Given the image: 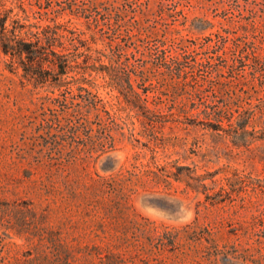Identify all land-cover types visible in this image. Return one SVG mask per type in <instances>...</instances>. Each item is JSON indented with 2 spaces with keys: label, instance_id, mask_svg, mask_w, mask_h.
I'll return each instance as SVG.
<instances>
[{
  "label": "rangeland",
  "instance_id": "1",
  "mask_svg": "<svg viewBox=\"0 0 264 264\" xmlns=\"http://www.w3.org/2000/svg\"><path fill=\"white\" fill-rule=\"evenodd\" d=\"M74 1L73 10L70 0L53 4L67 7L64 17L85 28L90 47L120 36L126 50L135 51L131 60L136 70L147 71L178 101L223 90L217 81L228 79L238 90H248L244 94L255 107L259 103L260 81L251 67L229 64L243 39L234 40V35L254 34L258 43L264 42V0H178L177 12L168 0ZM84 1L96 2L102 14L106 6H117L125 14V27L136 34L129 39L125 29L115 33L103 15L98 28L94 20L87 24L77 8ZM94 6L90 11L96 13ZM220 34L231 37L226 52ZM165 35L175 49L189 46L196 48L197 57H211L215 68L201 72L213 81L198 71L179 76L159 67L148 44ZM67 85L79 92L72 78ZM200 85L205 90L196 92ZM32 88L4 67L0 54V264H256L250 255L259 250L264 261V238L251 224L253 214L264 208L262 162L230 159L228 139L201 125L175 123L168 116L166 125L155 127L160 138L149 143L148 118L123 114L115 125V116L98 114L66 89L67 100L46 86ZM180 118L192 122L201 116ZM100 135L103 143L97 141ZM179 165L197 173L217 169L216 182L206 179L211 191L238 166L246 174L244 189L232 202L206 207L201 203L204 193L165 176ZM250 175L263 178L256 190Z\"/></svg>",
  "mask_w": 264,
  "mask_h": 264
},
{
  "label": "trees",
  "instance_id": "2",
  "mask_svg": "<svg viewBox=\"0 0 264 264\" xmlns=\"http://www.w3.org/2000/svg\"><path fill=\"white\" fill-rule=\"evenodd\" d=\"M76 3L70 0L71 10ZM167 3L174 6L175 12L179 11L178 0H168ZM90 5H95L96 13L90 11ZM66 8L56 7L53 0H0V54L4 56V67L18 75L24 86L32 85V90L46 86L57 93V97L64 95L67 100V95L63 93L66 89L75 94L74 98L79 95L87 101L98 114L106 112L115 116V125L121 124L116 117L123 114L148 118L149 125L144 121L142 123L152 128L149 143H156L160 138L155 127L166 125L168 116L173 117L175 123L201 125L228 139L230 159L240 158L243 162L257 160L262 162L264 169V42L258 43L254 34L234 35V40L241 37L243 39L236 43L229 64L231 68L249 65L253 78L260 81V87L256 88L259 99L256 107L248 100L250 97L244 94L248 90L243 87L238 90L229 84L228 79L217 81L222 84L223 90L213 88L212 94L202 95L199 100L191 97L189 101H178L175 94L159 87L147 71L136 70L135 62L131 60L132 55L135 57V51L126 50L125 44L118 39L120 36L107 41L102 47H90V38L84 36L85 28L72 24V17H64L65 12L62 10ZM77 8L85 13L83 15L88 18L87 24L94 20L98 28L99 15H103L104 23L115 33L125 29L129 39L136 34L134 28L125 27V14L117 6L114 9L106 6L105 14L98 9L96 2L84 1L83 4L78 3ZM161 9L163 14L166 13L165 4L161 5ZM97 31L93 29L91 36L96 37ZM219 37L224 42L221 49L226 52V42L231 37L223 34ZM168 38L165 35L157 38L158 42L148 44L149 55L158 61L159 67L178 73L179 76L188 71H198L199 74L202 73V78L213 81L210 74L201 72L206 70L210 73L215 68L211 57H197L193 54L196 48L189 46H184L181 51L175 49L168 43ZM214 52L217 53V50ZM83 62H86L85 67ZM70 78L74 80L78 93L67 85ZM102 89L106 90L107 95H102ZM204 90L202 85L195 89L196 92ZM77 104L81 105V102ZM190 114L201 118L192 122L180 118L181 115L188 117ZM130 123L135 126L134 121ZM104 125L105 128L110 127V124ZM78 126L79 121L75 128ZM108 137L110 146H113L114 136L110 134ZM104 138L100 135L97 141L103 143ZM136 139L141 141L138 137ZM106 148H102L103 152L107 151ZM184 169L188 171L184 172ZM231 172L232 175L225 176V183L212 191L214 187L206 179L216 182L217 169L197 173L195 168L179 165L175 170H166L164 174L185 182L187 188L204 193L201 203L209 207L232 202L237 199L236 193L243 191L246 180L243 178L246 175L244 169L232 167ZM250 177L253 189L256 190L263 178L253 175ZM251 224L264 238V208L253 214ZM195 231L197 230L194 229V233ZM206 231L210 229L206 228ZM261 254L262 250L252 253L250 259L256 264H264L260 260ZM38 264L46 262L41 260Z\"/></svg>",
  "mask_w": 264,
  "mask_h": 264
}]
</instances>
